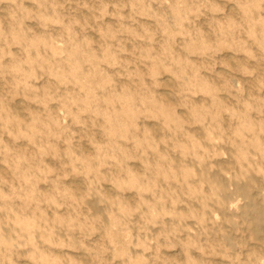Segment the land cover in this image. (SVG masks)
Masks as SVG:
<instances>
[{
	"label": "rangeland",
	"instance_id": "obj_1",
	"mask_svg": "<svg viewBox=\"0 0 264 264\" xmlns=\"http://www.w3.org/2000/svg\"><path fill=\"white\" fill-rule=\"evenodd\" d=\"M0 264H264V0H0Z\"/></svg>",
	"mask_w": 264,
	"mask_h": 264
}]
</instances>
